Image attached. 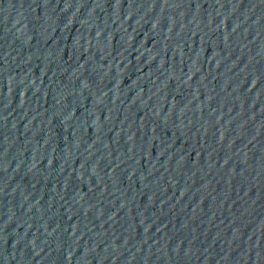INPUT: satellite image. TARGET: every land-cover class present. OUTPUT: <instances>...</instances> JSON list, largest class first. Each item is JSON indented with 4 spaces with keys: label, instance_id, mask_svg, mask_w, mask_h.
<instances>
[{
    "label": "water",
    "instance_id": "95a60500",
    "mask_svg": "<svg viewBox=\"0 0 264 264\" xmlns=\"http://www.w3.org/2000/svg\"><path fill=\"white\" fill-rule=\"evenodd\" d=\"M0 264H264V0H0Z\"/></svg>",
    "mask_w": 264,
    "mask_h": 264
}]
</instances>
